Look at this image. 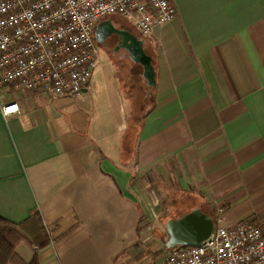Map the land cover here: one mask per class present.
Returning a JSON list of instances; mask_svg holds the SVG:
<instances>
[{
  "label": "crops",
  "instance_id": "0c3cea01",
  "mask_svg": "<svg viewBox=\"0 0 264 264\" xmlns=\"http://www.w3.org/2000/svg\"><path fill=\"white\" fill-rule=\"evenodd\" d=\"M171 2L174 20L141 38L156 85L142 66L114 73L144 89L149 110L128 122L122 103L120 136L72 101L92 92L98 66L78 97L0 87V217L38 212L50 239L21 243L26 260L163 264L166 224L195 210L264 233V0ZM12 103L21 113L4 118Z\"/></svg>",
  "mask_w": 264,
  "mask_h": 264
},
{
  "label": "built area",
  "instance_id": "2783aa9c",
  "mask_svg": "<svg viewBox=\"0 0 264 264\" xmlns=\"http://www.w3.org/2000/svg\"><path fill=\"white\" fill-rule=\"evenodd\" d=\"M113 16L148 38L176 8L171 0H0V87L52 99L81 95L99 63L96 27ZM20 113L18 103L2 108L4 118ZM222 214L199 246L165 249L163 264H264L262 228L248 219L229 225Z\"/></svg>",
  "mask_w": 264,
  "mask_h": 264
},
{
  "label": "rangeland",
  "instance_id": "374dc122",
  "mask_svg": "<svg viewBox=\"0 0 264 264\" xmlns=\"http://www.w3.org/2000/svg\"><path fill=\"white\" fill-rule=\"evenodd\" d=\"M113 21L120 28H128L127 26H133V24L128 23L120 18L115 17ZM136 29V28H135ZM98 48L100 52L99 63L97 68V74L95 75V82L91 83L92 92L88 97H78L73 99L77 106H81L85 110H89L93 118L97 121L98 131L101 129L110 128V132H107V137H116L122 135V132H118V122L122 121L121 116V104L128 103L126 113L127 121L129 119L140 118L144 113L145 106L143 105V95L144 89L139 87L134 80L125 81L121 78L119 81L121 83V90L119 92L118 82L115 78L114 73H132L136 69L141 70V64L132 63L129 57H124L120 53H107L106 50L100 46L98 43ZM148 53L153 54V51ZM135 69V70H134ZM138 71V70H137ZM146 89V88H145ZM126 99L122 100V97ZM135 97V102L130 104V102ZM134 121V120H133ZM135 125H133L134 127ZM102 132V131H101ZM99 132V133H101ZM171 204V201L169 202ZM177 211L176 216H181ZM181 213V212H180ZM182 214V213H181ZM168 238V237H167ZM160 243V242H158Z\"/></svg>",
  "mask_w": 264,
  "mask_h": 264
},
{
  "label": "water",
  "instance_id": "95a60500",
  "mask_svg": "<svg viewBox=\"0 0 264 264\" xmlns=\"http://www.w3.org/2000/svg\"><path fill=\"white\" fill-rule=\"evenodd\" d=\"M111 35L123 37L135 49L131 59L134 63L141 64L144 78L149 86L154 87L156 85L155 69L152 58L144 50V41L128 30H121L114 27L112 19L102 21L97 25L95 36L98 41H105ZM213 229L214 221L209 215L201 210L192 211L179 219L168 221L166 231L169 238L166 246L168 249L180 245L199 246L210 236Z\"/></svg>",
  "mask_w": 264,
  "mask_h": 264
},
{
  "label": "trees",
  "instance_id": "16d2710c",
  "mask_svg": "<svg viewBox=\"0 0 264 264\" xmlns=\"http://www.w3.org/2000/svg\"><path fill=\"white\" fill-rule=\"evenodd\" d=\"M138 34L143 37L140 33ZM148 112L149 110H145L142 116L145 117ZM23 242H26L32 249L36 247L43 249L50 244L39 213H33L27 221L20 224L0 217V264H40L36 253L30 261L22 256L19 245Z\"/></svg>",
  "mask_w": 264,
  "mask_h": 264
},
{
  "label": "flooded vegetation",
  "instance_id": "af4514ba",
  "mask_svg": "<svg viewBox=\"0 0 264 264\" xmlns=\"http://www.w3.org/2000/svg\"><path fill=\"white\" fill-rule=\"evenodd\" d=\"M139 39L142 37L137 34ZM96 38V36H95ZM97 43L102 46L107 53H120L123 56L129 57L130 59L132 58V53L135 49H133L129 42H127L123 37H120L118 35H111L108 38L105 39V41H98L96 39ZM145 50V47H144ZM147 53V51L145 50Z\"/></svg>",
  "mask_w": 264,
  "mask_h": 264
}]
</instances>
